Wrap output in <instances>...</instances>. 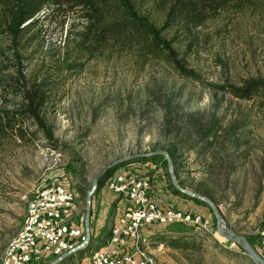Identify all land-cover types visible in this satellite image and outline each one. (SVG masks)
Returning a JSON list of instances; mask_svg holds the SVG:
<instances>
[{"label":"rangeland","instance_id":"obj_1","mask_svg":"<svg viewBox=\"0 0 264 264\" xmlns=\"http://www.w3.org/2000/svg\"><path fill=\"white\" fill-rule=\"evenodd\" d=\"M4 13L0 2V30ZM48 13L44 8L16 42L0 33V114L10 119L0 137V264L39 190L62 183L75 194L53 215L63 237L68 222L84 225L86 197L97 175L123 158L92 196V203L97 195L112 197L109 213L90 228L82 250L57 264H90L104 246L126 206L104 188L114 173L149 178L152 196L164 208L209 220L208 230L148 226L143 247L158 264H257L242 245L218 233L209 204L176 188L167 160L157 151L169 154L176 184L207 199L225 229L264 259V110L258 99H234L220 89L264 80V1H230L192 34L181 28L163 32L167 39L175 37L180 62L201 82L182 78L163 59L145 60L116 43L96 59L81 60L64 44L69 25L78 20L68 16L63 23L62 14ZM151 20L159 18L154 14ZM18 69L28 85L40 84L45 94L39 110L43 128L24 112ZM96 212L92 204L90 223ZM175 238L186 247L172 248L169 241ZM60 240L46 247L53 258L30 264H49L68 252H56Z\"/></svg>","mask_w":264,"mask_h":264},{"label":"trees","instance_id":"obj_2","mask_svg":"<svg viewBox=\"0 0 264 264\" xmlns=\"http://www.w3.org/2000/svg\"><path fill=\"white\" fill-rule=\"evenodd\" d=\"M230 1L251 3L258 0H0L4 10L2 30L12 42H16L23 31L38 21L44 8L49 15L62 14L65 23L68 16L74 20L69 25L64 44L67 49L80 54L84 61L96 59L106 48L116 43L124 50L141 55L145 60L163 59L182 78L201 82L193 72L186 70L172 44L175 37L167 39L163 32L171 28H181L185 33L201 28L211 14H216ZM264 1V0H262ZM157 15L158 23L152 21ZM68 26V23H67ZM16 84L22 89L25 114L43 128L39 110L45 104V94L37 83L28 85L17 70ZM234 99L251 101L258 99L264 110V80L250 82L244 88L220 87ZM2 124L10 127V119L0 114V137L5 133ZM109 171L105 174L108 175ZM102 179L98 182L100 186ZM172 248L186 247L182 239L169 241ZM183 244V245H182Z\"/></svg>","mask_w":264,"mask_h":264},{"label":"built area","instance_id":"obj_3","mask_svg":"<svg viewBox=\"0 0 264 264\" xmlns=\"http://www.w3.org/2000/svg\"><path fill=\"white\" fill-rule=\"evenodd\" d=\"M104 188L126 206L116 217L104 246L92 255L90 264H158L143 247L144 230L150 225H190L208 230L209 220L199 214L157 204L149 178L114 173ZM75 194L62 183L39 190L27 205L24 223L6 249L3 264H30L36 243L52 244L62 237V229L53 215L63 204L75 200ZM162 250V245L159 246Z\"/></svg>","mask_w":264,"mask_h":264},{"label":"water","instance_id":"obj_4","mask_svg":"<svg viewBox=\"0 0 264 264\" xmlns=\"http://www.w3.org/2000/svg\"><path fill=\"white\" fill-rule=\"evenodd\" d=\"M155 154H161L162 156L165 157V159L167 160V163H168V169H169V173L171 175V178L174 182V185L176 186V188L181 191L182 193L184 194H187L189 195L191 198H194V199H197L199 201H201L202 203H207L209 204L214 213H215V216H216V219H217V231L218 233L233 241V242H237L239 243L240 245H242V247L244 248L245 250V254L248 255V257H250L253 261H255L257 264H264V259L261 258L258 253L251 247V245L241 236H238V235H235L233 233H230V234H226L222 231V227L224 225L223 221L221 220V218L219 217V215L217 214L215 208L213 207V205L205 198L199 196L198 194H195V193H191L189 191H186V190H183L181 189L175 182V178L173 176V172H172V163H171V159L169 157V154L166 152V151H157L155 152ZM128 158V157H126ZM131 158V157H129ZM123 160H126L125 158L119 160V161H114L112 162L110 165H107L103 171L97 175V177L95 178V180L93 181V185L90 189V191L88 192L87 194V197H86V208H85V216H84V226H85V238H84V241L82 243H80L79 245H77L76 247L70 249L68 252L62 254L59 258H57L55 261L49 263V264H57L59 263L61 260H63L64 258L70 256L73 252L75 251H79V250H82L85 246V244L88 242L89 240V236H90V231H89V223H90V216H91V205H92V196L97 188V185H98V182L105 176V174L118 167L119 166V163L122 162ZM225 227V225H224Z\"/></svg>","mask_w":264,"mask_h":264},{"label":"crops","instance_id":"obj_5","mask_svg":"<svg viewBox=\"0 0 264 264\" xmlns=\"http://www.w3.org/2000/svg\"><path fill=\"white\" fill-rule=\"evenodd\" d=\"M103 190H104V188H103ZM153 199L156 203H158L160 205L162 204V206L164 205L163 202H161V201L159 202V200H158L159 197L156 194H153ZM112 200H113L112 197H108V198L106 197V199L100 198L99 195L94 197L92 204H93V207H95V211H96V207H97V212H96V214L93 215L95 218L93 217L92 222L89 223V231H90V228H91V230L95 229L94 224L97 223L98 219H105V217L109 213V206L112 204ZM70 207L76 208L74 204L71 205ZM59 218L61 220L63 218H66V216L60 215ZM83 232L85 233V226L84 225L81 227H80V225H77V224L75 226H72V224L68 222V224L64 228V232H63L64 236L60 240L59 248H58V251H56V252H59L62 254L63 252L68 251L69 249H72L75 246H77L78 243H80V241L82 239ZM49 245H51V244H46V243H42V242L36 243L32 249V260H38L39 258H49V257L53 258L54 252L51 253V251H49V252L46 251V247ZM43 252H47L48 255L44 254Z\"/></svg>","mask_w":264,"mask_h":264},{"label":"bare ground","instance_id":"obj_6","mask_svg":"<svg viewBox=\"0 0 264 264\" xmlns=\"http://www.w3.org/2000/svg\"><path fill=\"white\" fill-rule=\"evenodd\" d=\"M222 231H223L224 233H226V234H230V232L227 231V230L225 229L224 225H223V227H222Z\"/></svg>","mask_w":264,"mask_h":264}]
</instances>
